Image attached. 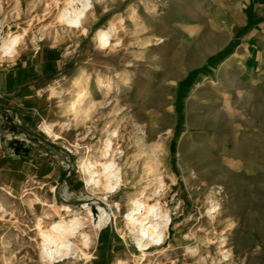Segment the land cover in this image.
I'll return each mask as SVG.
<instances>
[{
	"label": "rangeland",
	"instance_id": "374dc122",
	"mask_svg": "<svg viewBox=\"0 0 264 264\" xmlns=\"http://www.w3.org/2000/svg\"><path fill=\"white\" fill-rule=\"evenodd\" d=\"M73 1L0 0V47L21 38L0 69L61 62L0 102V264H264V81L243 70L240 0H94L81 31L61 20ZM107 160L118 191L83 172ZM142 195L172 218L145 257L126 222ZM85 202L115 216L98 233L83 216L90 259H43L42 232Z\"/></svg>",
	"mask_w": 264,
	"mask_h": 264
},
{
	"label": "bare ground",
	"instance_id": "6f19581e",
	"mask_svg": "<svg viewBox=\"0 0 264 264\" xmlns=\"http://www.w3.org/2000/svg\"><path fill=\"white\" fill-rule=\"evenodd\" d=\"M73 5L74 6H70L63 10L61 13V20L66 27L81 31L84 29L88 19L94 14L96 2L94 0H76L75 3L73 1ZM97 38L102 45L109 43L110 36L108 30L101 31ZM20 40L21 38L16 36L9 41H5L0 47V51L6 56L13 55ZM77 106L78 104L73 101L71 107L74 111H77ZM44 129L49 135L57 136L54 132L53 126L45 123ZM111 147L110 143L108 145V150ZM82 166L84 174L88 176L87 181L92 186L100 177H104L106 183L112 185V189L115 188V191L120 190V186L123 184L122 173L113 160L102 162L100 164L102 171L98 170L96 163H85ZM145 198L146 196L142 195L126 215V222L129 225L130 236L136 242L143 257H145L150 248L165 245L168 239V225L172 223L171 215L168 212H164L159 205L156 207L147 205L146 202L142 200ZM92 208V204L85 202L82 209L71 218L67 228H61L59 225H54V235H52L53 233L47 234L46 232H42L44 237L42 247L43 259L49 262H56L60 259L65 260L73 256H81L85 257V259H90L89 254L86 253L85 250L80 251L76 244V241L80 240L82 246L88 251L92 244V236L88 235V233L86 234L84 230L85 224L82 222L83 216L87 214L91 216V224L95 233L103 231L115 219L111 209L99 207L97 209L98 212L93 213ZM140 211H144V215L140 216ZM79 253H81V255Z\"/></svg>",
	"mask_w": 264,
	"mask_h": 264
},
{
	"label": "crops",
	"instance_id": "0c3cea01",
	"mask_svg": "<svg viewBox=\"0 0 264 264\" xmlns=\"http://www.w3.org/2000/svg\"><path fill=\"white\" fill-rule=\"evenodd\" d=\"M242 12L245 13V35L239 43L243 55L245 72L250 74L251 78H259L264 81V0H240L237 4ZM227 28V26H225ZM240 29V27H236ZM237 34V32H234ZM54 53L47 55L46 59L36 56L32 57L30 63L27 60L26 66L22 67L23 76L19 82L15 80L13 74L7 73V66L0 69V102L3 107V113L7 114V97H15L20 92L22 85H26V81L35 73L43 72V69L57 66L60 67L61 62L55 57ZM36 60V61H35Z\"/></svg>",
	"mask_w": 264,
	"mask_h": 264
}]
</instances>
